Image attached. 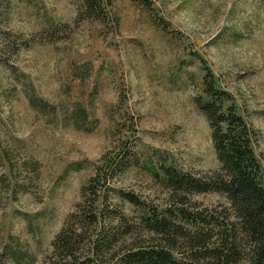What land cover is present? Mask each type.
<instances>
[{"label": "rangeland", "instance_id": "rangeland-1", "mask_svg": "<svg viewBox=\"0 0 264 264\" xmlns=\"http://www.w3.org/2000/svg\"><path fill=\"white\" fill-rule=\"evenodd\" d=\"M84 1L0 0V264L51 254L104 155L130 159L97 203L116 249L124 225L143 241L155 217L221 212L216 193L182 205L162 171L221 170L210 84L255 131L264 187V0H105L100 19Z\"/></svg>", "mask_w": 264, "mask_h": 264}, {"label": "trees", "instance_id": "trees-1", "mask_svg": "<svg viewBox=\"0 0 264 264\" xmlns=\"http://www.w3.org/2000/svg\"><path fill=\"white\" fill-rule=\"evenodd\" d=\"M107 5L105 0H85L84 14L100 19ZM208 94L214 101L202 110L210 122L221 170L188 175L167 168L162 169L163 180L172 193H180L182 205L189 195L206 193L224 196L228 205L221 212L177 210L185 225L169 216L155 217L148 221L150 237L143 241L124 225L130 242L116 249L120 226L114 224L115 215H104L97 203L100 188L128 168L130 159L129 152L117 159L104 155L81 189L82 201L67 217L52 241L51 254L41 264H264V187L253 150L256 133L233 107L223 111L211 84ZM119 195L139 204L133 195Z\"/></svg>", "mask_w": 264, "mask_h": 264}]
</instances>
